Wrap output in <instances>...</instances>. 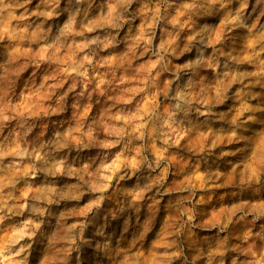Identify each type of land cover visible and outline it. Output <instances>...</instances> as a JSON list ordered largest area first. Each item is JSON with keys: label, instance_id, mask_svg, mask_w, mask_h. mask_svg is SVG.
Listing matches in <instances>:
<instances>
[{"label": "clouds", "instance_id": "obj_1", "mask_svg": "<svg viewBox=\"0 0 264 264\" xmlns=\"http://www.w3.org/2000/svg\"><path fill=\"white\" fill-rule=\"evenodd\" d=\"M0 264H264V0H0Z\"/></svg>", "mask_w": 264, "mask_h": 264}]
</instances>
